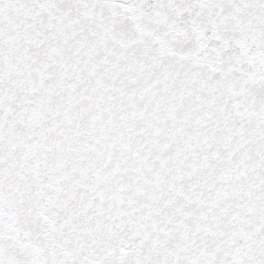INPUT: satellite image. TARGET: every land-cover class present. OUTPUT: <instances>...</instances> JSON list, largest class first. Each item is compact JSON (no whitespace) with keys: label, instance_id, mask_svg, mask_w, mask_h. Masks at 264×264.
Returning a JSON list of instances; mask_svg holds the SVG:
<instances>
[{"label":"snow or ice","instance_id":"snow-or-ice-1","mask_svg":"<svg viewBox=\"0 0 264 264\" xmlns=\"http://www.w3.org/2000/svg\"><path fill=\"white\" fill-rule=\"evenodd\" d=\"M0 264H264V0H0Z\"/></svg>","mask_w":264,"mask_h":264}]
</instances>
